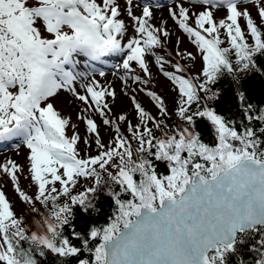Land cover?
I'll return each mask as SVG.
<instances>
[{"label":"snow or ice","instance_id":"snow-or-ice-1","mask_svg":"<svg viewBox=\"0 0 264 264\" xmlns=\"http://www.w3.org/2000/svg\"><path fill=\"white\" fill-rule=\"evenodd\" d=\"M159 7L150 0H0V143L22 141L36 189L30 195L21 186L16 161L0 163L30 214L18 216L0 187V264H47L49 257L52 264H247L245 247L264 264V102L253 103L246 85L264 78V0H175L169 18L196 54L180 51L178 37L172 59L157 51L172 34L167 20L153 23ZM197 54L201 67L192 74L181 60L194 64ZM79 56L87 72L77 71ZM105 57L120 58L112 76L132 118L114 111L115 87L96 78L107 76L93 63L108 64ZM153 59L175 93L172 110L149 87ZM226 77L239 119L219 108L216 85ZM62 91L83 105L77 119L86 126L85 149L77 124L56 107ZM95 116L111 130L108 142ZM93 143L95 155L87 151Z\"/></svg>","mask_w":264,"mask_h":264},{"label":"rangeland","instance_id":"rangeland-1","mask_svg":"<svg viewBox=\"0 0 264 264\" xmlns=\"http://www.w3.org/2000/svg\"><path fill=\"white\" fill-rule=\"evenodd\" d=\"M170 1L172 2V0H169L168 2H170ZM121 2L123 3V0H121ZM168 2L165 3L164 6H166V5H167V7L168 6H174L173 3L175 1H173L171 5H168ZM186 3L188 4V2H186ZM167 7L160 9V11H164V14H162L163 17L161 16L162 18L160 19L161 22L163 20H168V22H173L169 18ZM247 7H248V10L253 15V17L257 18L256 8L250 4L247 5ZM135 12L137 15L140 14L139 10L138 11L135 10ZM224 14H226V11H217L218 18L223 16ZM241 22L243 23V21H241ZM173 24H174V22H173ZM170 25L171 24L167 23L165 25V27L172 34L170 35L169 38H167V40L165 42V48L157 50L159 52V54L165 56L166 59H172L173 57H176V51H177L176 40L178 37L181 39V44L179 45L180 51L193 52L194 54H196L194 46L191 45L190 42L186 39V37H184L182 35V33L178 30V28H176L177 26L175 24L173 26H170ZM129 31L131 33V29ZM168 53H171V56H169ZM197 56H198V54H197ZM176 58H178V57H176ZM150 59H152V58H150ZM108 62L114 63V60H110ZM181 63L189 66L192 74H196V72L201 67V64L199 61V56H198L197 61L194 64L190 61H185V60H181ZM95 67H97V66H95ZM150 68L153 72L154 78L152 80L151 85H149V87H152L153 90L157 91L159 94L163 95L166 98L170 110L174 109L173 97L175 96V93L171 92V90L169 88V82L166 80V78L157 75L158 68L155 66L154 59H153V62L150 64ZM98 69H100V68H98ZM100 70H102V69H100ZM169 70H171L170 67H169ZM113 71H114V69L108 70L106 81L102 80L101 83H110L112 86L115 87V89L118 93V99L116 101V104L114 105V111L116 113L127 112L129 114V117L132 118V116L134 115V112H133V107L131 105L130 99H129V97H126L123 95V93H121L120 89L122 86V82L117 77L112 76ZM97 76H96V78H97ZM132 87L138 88L140 86L132 85ZM77 89L81 90V89H79V82L77 83ZM135 94L137 95L138 99L145 106L146 109H148L158 119L161 118L159 116L158 110L154 107L153 103L150 101V99L144 93L137 92ZM55 104H56V107L62 112V114L70 116L72 122L77 124L76 130L79 132V134L82 137V141H81L79 147L81 149H85V145L83 144V138L88 136V134L86 132V126L82 121L77 119L79 109L83 105L78 101H74V98L71 96L70 93L63 92V91L56 98ZM94 118L97 120V123L100 125V132H101L102 137L104 138L105 142H108L109 139L111 138V130L108 128V126H104L102 124V121L100 120V118L98 116H95ZM175 119H176L175 116H173L172 119L168 120L167 122L169 123V125H172L174 123ZM133 123H135V120H133ZM72 131L73 130L71 128L68 129V135L69 136L72 134ZM125 134H127V133H125ZM87 151L90 152V154H92V155L96 154L94 143L90 149H87ZM28 154H29V150L24 145H22V147L19 149L8 150L5 153L1 154L0 155V163H3L6 159H12V160L16 161V163L18 165H20L21 168L23 169V172L18 173V175L20 177L21 186L30 195H34L36 189H35V186L32 185L30 182V176L28 173L29 164H28V160H27ZM82 155H83V152H82ZM0 187L3 188L6 196L8 197L10 202L12 203L14 211L16 212V214L18 216L24 215V216L28 217L30 215L29 212L27 211L28 206L19 200L18 194L15 192V188L11 182V179L6 174H0ZM28 227L30 230H34L33 224L29 223Z\"/></svg>","mask_w":264,"mask_h":264},{"label":"trees","instance_id":"trees-1","mask_svg":"<svg viewBox=\"0 0 264 264\" xmlns=\"http://www.w3.org/2000/svg\"><path fill=\"white\" fill-rule=\"evenodd\" d=\"M246 85L250 88V98L252 102L257 103L258 105H262V102H264V78H261L258 75L250 77V78H246ZM216 87L219 88L223 92V97L219 104L220 110L224 111L225 114L229 115L231 118L239 119L240 112L237 108V103L232 94L233 89H232L230 79L227 77L222 79L218 83V85H216ZM200 130L203 133V138L205 142L212 143L214 140V137L204 122H201ZM157 170L158 172L162 174H166V165L163 163L157 162ZM101 203L103 205L104 215L106 218L111 212V209L108 205V198L102 196ZM97 219H99L101 223L104 222V219H100L99 217H97ZM258 238H259L258 236L251 238L249 245L254 243L255 240ZM242 255L247 260V264H255V260L257 258L256 254L253 252H249L247 247H245L242 250ZM233 259L235 261L239 259V257H235ZM47 264H52L51 257L48 258Z\"/></svg>","mask_w":264,"mask_h":264},{"label":"bare ground","instance_id":"bare-ground-1","mask_svg":"<svg viewBox=\"0 0 264 264\" xmlns=\"http://www.w3.org/2000/svg\"><path fill=\"white\" fill-rule=\"evenodd\" d=\"M150 2L153 4V5H156L157 3L154 1V0H150ZM186 2H188V0H185V6H188V4L186 3ZM136 3V4H135ZM141 3V2H140ZM133 4H134V6L135 5H137V4H139V2H136L135 0H133ZM164 4L165 3H162V5H163V7H164ZM173 5H174V3H173ZM160 9H162V8H154V11H155V20L153 21V23L156 25V26H160L161 25V21H160V19L163 17L162 16V14H164V11H160ZM134 10H139V8H135ZM162 16V17H161ZM167 23L168 24H171L170 26H173L174 24H173V22H168V20H167ZM177 28V27H176ZM168 30V29H167ZM112 58H114V57H112ZM114 63H118V61L117 60H114ZM114 63H111V62H108V64H106V65H108V66H110L111 67V64H114ZM97 69L99 68L98 66L96 67ZM89 70V69H88ZM87 72V71H86ZM97 79H99V80H103V81H106V79H107V76H106V78H100L99 76H97Z\"/></svg>","mask_w":264,"mask_h":264}]
</instances>
